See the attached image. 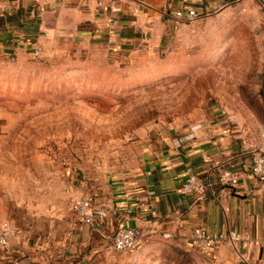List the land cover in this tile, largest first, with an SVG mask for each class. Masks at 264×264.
I'll return each mask as SVG.
<instances>
[{
  "label": "rangeland",
  "instance_id": "obj_1",
  "mask_svg": "<svg viewBox=\"0 0 264 264\" xmlns=\"http://www.w3.org/2000/svg\"><path fill=\"white\" fill-rule=\"evenodd\" d=\"M260 2L229 0L219 10L169 18L160 44L122 57L86 46L17 60L0 52V223L70 204L69 177L126 157L162 127L217 119L262 139ZM130 264L206 262L189 244L163 239Z\"/></svg>",
  "mask_w": 264,
  "mask_h": 264
},
{
  "label": "crops",
  "instance_id": "obj_2",
  "mask_svg": "<svg viewBox=\"0 0 264 264\" xmlns=\"http://www.w3.org/2000/svg\"><path fill=\"white\" fill-rule=\"evenodd\" d=\"M228 2L0 0V52L17 60L34 57V49L43 57L86 46L122 57L147 43L160 44L174 11L200 15ZM254 146L264 149V136H239L217 119L162 127L126 157L84 168L67 179L68 200L88 197L96 204L107 203L100 223L84 219L65 202L43 213L3 216L13 231L7 245L0 246V264H130L133 255L164 239L163 232L174 236L164 240L188 244L196 225L238 237L224 240L211 255L201 253L206 264H264V182L249 170ZM187 169L202 182L203 196L181 190ZM224 170L233 173L236 184L220 181ZM122 226L139 230L141 250L113 248V234Z\"/></svg>",
  "mask_w": 264,
  "mask_h": 264
},
{
  "label": "built area",
  "instance_id": "obj_3",
  "mask_svg": "<svg viewBox=\"0 0 264 264\" xmlns=\"http://www.w3.org/2000/svg\"><path fill=\"white\" fill-rule=\"evenodd\" d=\"M35 1V0H31ZM107 0H97L98 5H102ZM194 10H176L172 17L191 18L195 16ZM34 57L39 55V50L34 49ZM249 170L251 174L259 181L264 182V149L260 146H254L250 151ZM220 181L224 184H236L237 178L229 170H224L220 174ZM181 190L184 193L203 196V185L196 174L191 170H186V177L181 184ZM71 208L77 211L84 219L100 223L107 213V203L96 204L90 198L83 197L70 202ZM12 226L9 222L0 223V246L8 243V238L12 234ZM164 239L172 240L174 236L168 232L161 235ZM238 237L234 232H220L209 230L201 225L193 226L189 231L188 244L198 250L205 256L211 255L216 246L226 239L236 240ZM112 246L119 251H139L144 244L139 230L134 226H122L117 228L112 237Z\"/></svg>",
  "mask_w": 264,
  "mask_h": 264
},
{
  "label": "trees",
  "instance_id": "obj_4",
  "mask_svg": "<svg viewBox=\"0 0 264 264\" xmlns=\"http://www.w3.org/2000/svg\"><path fill=\"white\" fill-rule=\"evenodd\" d=\"M163 240V239H162Z\"/></svg>",
  "mask_w": 264,
  "mask_h": 264
}]
</instances>
